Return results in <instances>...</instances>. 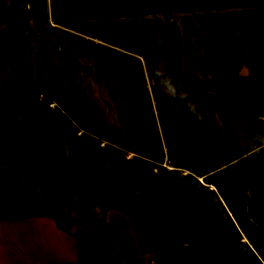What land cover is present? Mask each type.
Here are the masks:
<instances>
[{
  "label": "rangeland",
  "instance_id": "374dc122",
  "mask_svg": "<svg viewBox=\"0 0 264 264\" xmlns=\"http://www.w3.org/2000/svg\"><path fill=\"white\" fill-rule=\"evenodd\" d=\"M83 264H264V0H0V219Z\"/></svg>",
  "mask_w": 264,
  "mask_h": 264
},
{
  "label": "crops",
  "instance_id": "0c3cea01",
  "mask_svg": "<svg viewBox=\"0 0 264 264\" xmlns=\"http://www.w3.org/2000/svg\"><path fill=\"white\" fill-rule=\"evenodd\" d=\"M0 264H83L79 236L51 215L0 219Z\"/></svg>",
  "mask_w": 264,
  "mask_h": 264
}]
</instances>
